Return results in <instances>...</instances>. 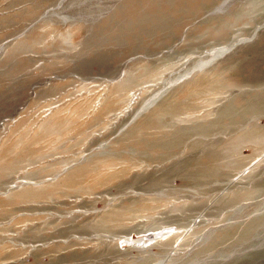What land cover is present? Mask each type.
I'll return each mask as SVG.
<instances>
[{"label":"rangeland","instance_id":"obj_1","mask_svg":"<svg viewBox=\"0 0 264 264\" xmlns=\"http://www.w3.org/2000/svg\"><path fill=\"white\" fill-rule=\"evenodd\" d=\"M0 264H264V0H0Z\"/></svg>","mask_w":264,"mask_h":264}]
</instances>
